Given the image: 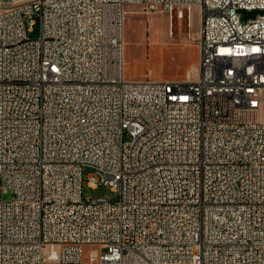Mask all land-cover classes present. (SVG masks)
<instances>
[{
  "label": "built area",
  "instance_id": "1",
  "mask_svg": "<svg viewBox=\"0 0 264 264\" xmlns=\"http://www.w3.org/2000/svg\"><path fill=\"white\" fill-rule=\"evenodd\" d=\"M194 8L197 72L127 80L132 9ZM263 103L264 0H0V264H264Z\"/></svg>",
  "mask_w": 264,
  "mask_h": 264
},
{
  "label": "rangeland",
  "instance_id": "2",
  "mask_svg": "<svg viewBox=\"0 0 264 264\" xmlns=\"http://www.w3.org/2000/svg\"><path fill=\"white\" fill-rule=\"evenodd\" d=\"M32 38H38L41 23L34 18ZM201 19L199 10L194 8L191 22L186 18L180 22L168 14H146L139 9L129 13L124 30V62L127 80H160L161 78L186 77L187 71L199 63V33ZM260 121L264 123V103L260 110ZM89 171L86 172L88 174ZM86 200L116 199V193L109 187L84 186ZM0 199L11 200L10 192L4 193L0 183ZM92 247L84 248L83 260L88 262Z\"/></svg>",
  "mask_w": 264,
  "mask_h": 264
},
{
  "label": "crops",
  "instance_id": "3",
  "mask_svg": "<svg viewBox=\"0 0 264 264\" xmlns=\"http://www.w3.org/2000/svg\"><path fill=\"white\" fill-rule=\"evenodd\" d=\"M190 71H193V72H197V67L196 66H193L191 69H189L188 71H187V73L188 72H190ZM186 79V77H181V78H170V79H164L163 80V78H161L160 80H157V81H183V80H185Z\"/></svg>",
  "mask_w": 264,
  "mask_h": 264
},
{
  "label": "water",
  "instance_id": "4",
  "mask_svg": "<svg viewBox=\"0 0 264 264\" xmlns=\"http://www.w3.org/2000/svg\"><path fill=\"white\" fill-rule=\"evenodd\" d=\"M247 15H255V14H257V12L256 11H254V12H252V13H246Z\"/></svg>",
  "mask_w": 264,
  "mask_h": 264
}]
</instances>
